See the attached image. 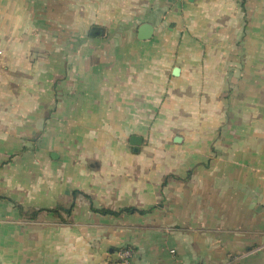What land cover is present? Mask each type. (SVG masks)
<instances>
[{"label":"crops","instance_id":"0c3cea01","mask_svg":"<svg viewBox=\"0 0 264 264\" xmlns=\"http://www.w3.org/2000/svg\"><path fill=\"white\" fill-rule=\"evenodd\" d=\"M122 246L264 264V0H0V264Z\"/></svg>","mask_w":264,"mask_h":264},{"label":"water","instance_id":"95a60500","mask_svg":"<svg viewBox=\"0 0 264 264\" xmlns=\"http://www.w3.org/2000/svg\"><path fill=\"white\" fill-rule=\"evenodd\" d=\"M99 28L98 27H93V31L92 34H98L99 33ZM153 33V27L151 26V24L149 23H142L139 25V27L137 28V38L138 39H148L151 37ZM178 68L175 67L172 71V73L174 75L177 74ZM174 141H180V136H175ZM142 137L141 136H137V135H131L129 138V143L134 147V150H137V147L142 143ZM55 153L52 152L51 156L55 157Z\"/></svg>","mask_w":264,"mask_h":264},{"label":"built area","instance_id":"2783aa9c","mask_svg":"<svg viewBox=\"0 0 264 264\" xmlns=\"http://www.w3.org/2000/svg\"><path fill=\"white\" fill-rule=\"evenodd\" d=\"M116 257L113 260L112 264H132L131 258L133 251L130 247L122 246L116 250Z\"/></svg>","mask_w":264,"mask_h":264},{"label":"trees","instance_id":"16d2710c","mask_svg":"<svg viewBox=\"0 0 264 264\" xmlns=\"http://www.w3.org/2000/svg\"><path fill=\"white\" fill-rule=\"evenodd\" d=\"M132 209L133 208H127V209H125V211H131ZM51 211L56 212V209H53ZM98 211L101 212V213H104V214H106V213H108V214H117V212H115V211H112V210H109V209H104V208H102V209H100Z\"/></svg>","mask_w":264,"mask_h":264}]
</instances>
